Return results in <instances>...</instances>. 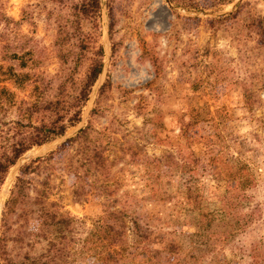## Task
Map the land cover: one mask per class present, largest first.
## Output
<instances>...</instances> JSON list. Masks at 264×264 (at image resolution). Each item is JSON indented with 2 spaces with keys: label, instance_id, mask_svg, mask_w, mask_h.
Wrapping results in <instances>:
<instances>
[{
  "label": "rangeland",
  "instance_id": "1",
  "mask_svg": "<svg viewBox=\"0 0 264 264\" xmlns=\"http://www.w3.org/2000/svg\"><path fill=\"white\" fill-rule=\"evenodd\" d=\"M99 4L95 25L82 23V28L96 36L94 47H102V71L79 123L22 154L0 187V264H249L253 255L264 264V0ZM0 11L16 22V32L28 40L24 47H33L39 57L34 70L19 72L46 78L57 73L54 40L66 7L50 0H0ZM1 86L17 100L31 99V81L13 86L6 80ZM80 128L84 135H76ZM203 137L209 149L203 140L189 145V138ZM167 155L171 161L204 164L193 172L201 184V211L226 214L203 232L202 251L180 235L197 232L195 215L181 210L178 225L171 224L169 216L182 197L166 188ZM211 157L248 173L250 186L237 192L225 188L228 182H215L207 164ZM35 158L45 160L28 195L41 192L48 212L68 220L62 235L43 237L34 213L19 217L20 205L6 215L19 168ZM166 190L173 200L163 201ZM247 214L252 217L241 230L222 234L223 223L231 227L234 218ZM132 222L147 228L140 244ZM111 226L119 233L113 235ZM165 239L178 249L162 252ZM134 246L137 252L125 261L114 254L123 257ZM106 251L113 255L101 262Z\"/></svg>",
  "mask_w": 264,
  "mask_h": 264
},
{
  "label": "trees",
  "instance_id": "2",
  "mask_svg": "<svg viewBox=\"0 0 264 264\" xmlns=\"http://www.w3.org/2000/svg\"><path fill=\"white\" fill-rule=\"evenodd\" d=\"M50 2L55 3L56 6L66 7L68 14L57 23L54 47L56 48V60L59 68L57 73L48 78L36 71L19 72L20 69L24 68L34 70L33 68L40 62L39 57L35 56L33 47H24L25 41L28 40L16 32V22L8 19L0 11V63L9 64L5 67L0 65V83L7 80L13 86L28 81H31L32 84V95L29 101L17 100L10 89L0 87V187L7 171L22 154L33 147L62 137L67 129L79 123L82 108L102 70V47L99 45L94 47L96 36L91 37V33L85 32L82 28V23L95 25L99 15V0H74L66 6L63 3L64 0H50ZM80 67L82 69L79 71L81 74L77 72ZM103 89L104 85H101L98 89L99 93ZM7 116L10 118L6 119ZM83 132L84 129L80 128L76 131V135L83 134ZM71 140L72 138L66 142ZM189 140H192L189 141L190 146L199 144L203 140L204 142L201 141V143L207 144L205 148L211 147L205 137L200 139L189 138ZM189 155L193 156V151H190ZM92 156L95 157V155ZM171 159V156L167 155L166 160L162 162L165 167V174L168 176L166 188H175V196L182 197L181 203L184 207L177 199V203L180 204L178 210L173 213V216L170 214L169 218L171 224H177L181 210L187 215L197 217L196 221L193 222L196 224L197 232L192 234L182 233L180 230L179 232L181 236L189 239L192 249L199 252L204 250L201 248H206V234L203 232H207L215 220L222 222L226 214L224 212L206 213L201 211L203 200L201 184L193 178V172L198 166L201 167L204 164L199 163L197 159L177 162L171 161ZM220 159L222 157L216 160L212 157L207 159L213 180L217 183L219 181L228 182L225 188H232L237 192H243L247 189L251 181L248 173L243 176L239 168L235 170L232 165L228 164V167L220 165ZM44 160L35 158L19 168L18 175L12 183L9 196L5 202V211L8 215L15 206L20 205L19 217L24 218L34 213L38 222V233L42 234L43 237L47 236L45 234L62 235L68 220L62 218L57 220L52 213L48 212L43 205L41 192L37 191L35 197L28 195V189L35 186L33 176L39 172L40 162ZM177 184L179 185L177 186ZM165 192L167 193V190ZM173 199L174 197L167 193L163 201L168 202ZM233 205H238V203H233ZM6 215L3 213V216ZM250 217H252L251 214L238 215L237 218H234L231 227L227 226L226 222L223 223L221 226L223 228L222 234L226 237L241 230L250 221ZM169 223L170 221H167V225H170ZM132 228L135 242L138 244L144 242L146 233H148L147 228H139L135 222H132ZM113 229L115 228L111 226L110 230L113 235L119 233V229H115V232ZM229 229L230 231H228ZM165 240L168 241H166L165 249L162 252H173L178 249L169 239ZM3 244L4 231H1L0 252ZM137 248L134 246L130 252L125 249L123 252L129 253H125L127 255L123 257L118 253L114 254L125 261L128 256L133 257L135 255ZM48 251L43 255L45 260L48 258ZM103 254L105 257L101 262L107 261L108 257L113 255L108 251ZM258 256H251L249 264H261ZM96 263L99 264L100 262L96 261Z\"/></svg>",
  "mask_w": 264,
  "mask_h": 264
},
{
  "label": "water",
  "instance_id": "3",
  "mask_svg": "<svg viewBox=\"0 0 264 264\" xmlns=\"http://www.w3.org/2000/svg\"><path fill=\"white\" fill-rule=\"evenodd\" d=\"M102 71V70H101ZM100 75V74H99Z\"/></svg>",
  "mask_w": 264,
  "mask_h": 264
}]
</instances>
